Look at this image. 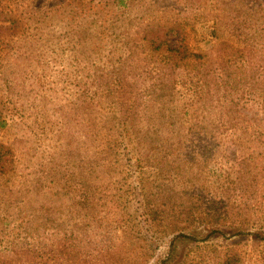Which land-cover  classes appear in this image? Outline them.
I'll list each match as a JSON object with an SVG mask.
<instances>
[{"label": "rangeland", "instance_id": "1", "mask_svg": "<svg viewBox=\"0 0 264 264\" xmlns=\"http://www.w3.org/2000/svg\"><path fill=\"white\" fill-rule=\"evenodd\" d=\"M31 5L38 11L36 18L42 10L48 12L51 37L58 42L44 46L41 39L34 47L32 40L21 43L24 49L20 54L25 60L13 58L15 67L5 68L8 78L16 79L15 116L11 119L18 127L4 132L1 140L12 147L19 166L16 173L2 180L9 194L0 193V264H138L143 230L138 216L143 211H138L141 199L136 160L131 154L127 156L126 147L117 154L119 163H113L104 174L106 182L101 184L103 178L99 181L104 201L96 216L101 224L93 217L92 226L76 227L83 220L81 210L62 188L78 166H92L100 155V142L88 141L83 121L77 119L97 117L100 128L107 132L114 128L110 123L119 113L115 109L114 114L105 101L114 100L115 94H106L104 100L103 92L111 86L112 68H138V53L132 54L124 44L128 39L138 42V27L143 22H186L187 42L202 49L214 68L231 54V50L221 52V44L234 41L236 25L243 22L251 25L244 33L254 34L256 56L262 57L264 48L259 47V41L264 40L257 33L264 29V0H125L123 4L119 0H33ZM216 19L221 22V38L207 44L206 24ZM250 40L252 37L241 41V46ZM128 81L124 84L138 87V81ZM96 91L101 94L102 106L87 103L81 110L85 113L75 117L76 106L85 100L82 94L89 96V102ZM258 96L246 94L241 105L246 121L229 134L226 159L216 155L218 164L208 165L198 150L184 144L177 159L194 186L219 200L252 208L234 211V224L225 229L228 237L215 236L210 241L213 246L200 252L212 264L227 253L235 257L232 264H264V100ZM205 110L207 116L211 114L210 109ZM185 120L187 124L194 122L192 110ZM187 128L181 130L183 134ZM115 131L113 143L120 136L117 128ZM61 168L68 169V174ZM230 183L239 187L237 192H230ZM15 192L25 201L19 203L21 211L7 208L2 200H18ZM243 219L248 220L249 236L234 237L232 230L240 229ZM170 243L166 240L160 245V255L166 256ZM194 252L192 242L181 244L178 262Z\"/></svg>", "mask_w": 264, "mask_h": 264}, {"label": "trees", "instance_id": "2", "mask_svg": "<svg viewBox=\"0 0 264 264\" xmlns=\"http://www.w3.org/2000/svg\"><path fill=\"white\" fill-rule=\"evenodd\" d=\"M32 1L0 0V193L4 196L9 191L2 180L16 173L19 166L12 147L1 140L4 132L18 127L11 119L15 116L13 84L16 79L8 78L5 68L15 67L13 58L25 60L20 54L24 49L21 43L32 40L34 47L41 39L44 46L58 42L51 37L48 12L42 10L36 18L38 11L32 7ZM119 1L123 4L125 0ZM143 23L138 27V42L135 44L128 39L124 44L132 54L138 53V68H112L109 73L111 86L103 92L104 100L106 94H115L114 100L105 103L114 114L117 110L119 118H112L110 124L115 126L108 132L99 127L97 117L77 119L83 121L81 125L87 130L88 141L100 142V155L92 166H78L77 171L69 174L62 193L71 195L74 205L81 210L83 220L76 227L82 230L88 224L92 226L93 217L101 224L96 214L104 201L100 197V192L103 193L101 184L106 182L104 174L112 169L113 163H119L117 154L126 147L127 156L131 154L136 160L141 199L138 211H143L138 216L143 228L138 242V264H212L210 258L206 259L200 252L213 246L210 241L215 236L228 237L225 229L228 224H234V211L242 213L252 208L245 203L219 200L215 194L194 186L184 176V169L177 159L181 157L184 145L198 150L208 165L218 164L216 155L226 159L229 134L239 129L241 123L243 127L246 121L241 106L246 94L259 95L264 100V52L262 57L256 56L257 46L252 44L256 40L254 34L244 33L251 25L239 22L233 32L234 41L221 44V52L231 50V54H227L224 61L220 59V66L214 68L202 49L187 42L186 22ZM220 26L219 19L206 24L207 44L221 38ZM257 34L264 40V29ZM250 37L252 40L241 46V41ZM259 47L264 48V43L259 41ZM249 60L256 66H251ZM128 80L138 81V87L124 84ZM132 90L137 93L129 95L128 91ZM100 95L99 91L94 92L87 102L89 96L83 93L85 100L76 106L75 117L85 113L81 110L87 103L92 107L102 106ZM205 108L216 117L207 116ZM190 110L194 122L187 124L185 116ZM187 125L188 132L183 134L181 130ZM115 128L121 133L117 132L120 136L113 143ZM61 171L68 174V169L61 168ZM228 188L230 192H237L239 187L230 183ZM15 195L18 200H2L7 208L16 207L21 211L19 203H25L23 195L16 192ZM239 223L243 226L235 232L232 230V235L248 237V220ZM109 224L111 226V222ZM53 232L57 234V230ZM166 240L171 243L168 253L163 256L160 245ZM187 241L195 245L196 252L178 262L179 246ZM234 258L227 253L214 264H232Z\"/></svg>", "mask_w": 264, "mask_h": 264}]
</instances>
